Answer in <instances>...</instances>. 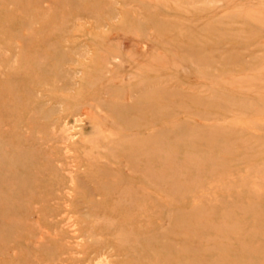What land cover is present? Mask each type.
<instances>
[{"label":"rangeland","instance_id":"374dc122","mask_svg":"<svg viewBox=\"0 0 264 264\" xmlns=\"http://www.w3.org/2000/svg\"><path fill=\"white\" fill-rule=\"evenodd\" d=\"M0 264H264V0H0Z\"/></svg>","mask_w":264,"mask_h":264}]
</instances>
